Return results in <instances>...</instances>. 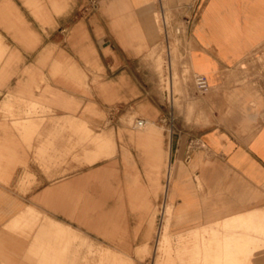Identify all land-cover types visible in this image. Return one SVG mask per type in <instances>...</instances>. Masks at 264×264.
<instances>
[{"label":"crops","instance_id":"0c3cea01","mask_svg":"<svg viewBox=\"0 0 264 264\" xmlns=\"http://www.w3.org/2000/svg\"><path fill=\"white\" fill-rule=\"evenodd\" d=\"M22 1L53 39L0 0V27L23 48L40 43L19 71L23 52L0 29V264H93L94 240L132 256L154 239L160 198V229L181 241L237 216L264 226V0L196 1L191 64L206 90L198 125L168 138L162 109L140 99L138 52L161 82L147 58L162 39L153 0H101L76 19L70 0ZM247 264H264V245Z\"/></svg>","mask_w":264,"mask_h":264},{"label":"rangeland","instance_id":"374dc122","mask_svg":"<svg viewBox=\"0 0 264 264\" xmlns=\"http://www.w3.org/2000/svg\"><path fill=\"white\" fill-rule=\"evenodd\" d=\"M14 1L18 5V8L22 12L30 28L38 34L40 38V42L43 41L44 37L46 40H52L53 39L52 34L45 31V28H47L48 25L41 24L32 15L30 9L23 3L22 0H14ZM70 4L74 5L75 7L74 9L75 13L72 15L76 19L77 17L88 15V13L100 9L101 0H70ZM163 5H165L164 7L166 10L178 9L177 13L173 17L178 21L184 22L188 26L187 32L185 33L184 41L188 40L189 37L188 33L191 31V23L192 20L194 19L193 13L196 10V3L194 4L192 0H167V1L165 0ZM69 8L70 6H67V8L64 10L62 14H65V12L69 11ZM153 9L157 11L161 10V4L158 0H153ZM54 17L58 21L60 15H54ZM0 29L3 28L0 27ZM1 34L6 44L10 45L11 47L21 48V51L23 52V59L22 62L20 63L21 70L19 71H22V69H24L26 65L30 64V62H33L36 59L37 50L40 43H38L36 47L31 50V49L23 48L19 43L15 42L11 34L8 33L6 30L4 33ZM161 36L163 37V33L161 34ZM173 43H174L173 45L174 47L172 48V51L175 52L173 53V59L175 60V62H177L178 59L180 58L179 57L180 54H178L177 46H180L182 43L181 40L180 39L177 40V38H174ZM189 45H190V49L192 50L194 47V41L191 40ZM145 52L146 50L144 49L143 51L137 53V59L141 62L142 70L143 73L145 74V79L143 80V87H145L146 91L148 92L147 94L145 91H143V95L141 96L140 99L142 101H146L147 103L156 106L158 109H162L157 118V122L159 125H162L164 127L165 136L168 138L169 131H171L172 133L175 130L177 124L179 123L184 122L185 124L191 126L198 125L199 122H191V120L192 121L196 120L198 93L195 92V83H193L194 80L192 81V73L191 71H189V68H187L186 71H183L182 75L177 70L179 79L177 80V82H175V86H174L175 91L180 94V97L177 100V105L181 109L183 108L185 109L186 107L189 111L187 117L189 121H187L186 119H184V115H182V113H180L176 107L170 106L167 97L168 92L165 91L163 82H160L158 76L153 73L145 57ZM164 54H165L164 46L161 41L159 46L154 47L151 53L149 54V56L147 57L148 60L152 62V64L155 66L156 70L160 74L162 72ZM262 56H263L262 59H260L259 57L257 58V62H259L261 65H264V54ZM47 61L46 63L42 64V67L45 66L44 69L49 68L48 65L49 61L48 62ZM195 68H199V67H196L195 65ZM248 70H249V75L262 73V72H258L256 69H252L250 66ZM40 71L43 70L40 69ZM243 72L245 73V71ZM181 76L183 80H185L184 84L183 82H181ZM42 82L45 81L42 80ZM241 82L244 83L245 80ZM223 85L225 87H229L228 81L227 83L223 82ZM199 89L204 90L205 88L199 87ZM188 90L192 92L194 96L192 97L191 100L185 99L184 96ZM50 112H51L50 110L45 111V109H41L40 112L35 113V115L38 114L47 115ZM17 116L19 117V114L15 115L14 117ZM137 117L142 118L141 115H137ZM105 120H108V118L105 117ZM196 143L197 141H193L191 147H193ZM162 202H163V198H160L158 204L155 206V208L157 207L159 211L161 210ZM159 211L155 213V217H154V231L152 233L154 235V239L151 240V245L149 244L145 245L137 249L134 255L128 256L109 248L108 246L112 245L111 242H102V241L94 240L95 242L94 252L92 256L93 264H247L250 261V259L253 257L254 253L264 245L260 243L262 236L259 238L260 240L258 241L259 244H257L258 234L256 235L257 237L253 235L254 233L256 234L257 232V231L254 232V229L253 231L244 229V231L239 232L238 230L239 229L241 230V228L237 227L234 224L233 226L232 224H230L227 227L225 223L228 218L223 221H219L216 222L215 224H212L211 226H209L208 229L195 230L193 232L195 237L186 239L184 241L175 239L174 238L175 235L171 236V234L168 231V228L166 227L161 232V238L158 240V243L156 244V240L160 235L159 232L164 219L163 215ZM174 232L176 231L172 230L171 233L174 234ZM200 232H202V234H199ZM252 232L254 233L251 234ZM227 234H230L234 237L237 236L238 238H240V240H238L237 243L233 241V245L236 244V247H230L228 249H224L220 247L219 240H221ZM250 236L256 237V239L251 238ZM210 237L212 238V240H208ZM139 242L140 241H132L130 242V244L134 246ZM212 249L214 250V253L209 252ZM258 257L261 256L259 255L256 256L254 260L259 259ZM224 258H226V260Z\"/></svg>","mask_w":264,"mask_h":264},{"label":"bare ground","instance_id":"6f19581e","mask_svg":"<svg viewBox=\"0 0 264 264\" xmlns=\"http://www.w3.org/2000/svg\"><path fill=\"white\" fill-rule=\"evenodd\" d=\"M158 1L161 4V10L160 11L156 10L155 17H156V22L160 28L161 34L163 33V37L161 36L162 37L161 41L163 43L164 53H165L164 54V61L162 64V72L160 74L161 82H163L165 91L168 92V95L167 94L166 95L168 97L170 106L177 108V107H179L177 105V100L180 97V94L175 91V87H174L175 82H177V80L179 79V75L177 73V70L182 75V72L186 71V69L189 68V71H191V73H192V81L194 80L193 83H195V92L198 93L197 98L199 96H202L203 92L206 89H204V90L199 89V87L201 85L202 78L198 77L197 74H195L193 69H192V64H191V51L192 50L190 49V45H189L191 42L192 35L190 32L188 33V35H189L188 40L184 41L185 33L187 32L188 26L184 22L178 21L177 19H175L173 17L177 13L178 9L177 10L176 9L166 10L164 7L165 5H163L165 0H158ZM192 1L195 4L197 0H192ZM174 38H177V40L180 39L181 43H182L180 46H177L178 54H180L179 55L180 58L178 59L177 62H175V60L173 59V53H175L172 51V48L174 47L173 46L174 45V43H173ZM176 53H177V51H176ZM263 54H264V52L260 53L258 55V57L260 59H262ZM192 60H193V57H192ZM193 63H194V61H193ZM176 64H177V66H176ZM263 66L264 65H261V67H263ZM195 69H196V71L199 70L198 68H195ZM181 82H183V84L185 83V80H183L182 76H181ZM202 83H203V81H202ZM184 96H185V99H187V100H191L192 97H194L192 92H190L189 90L186 92V94ZM133 125L136 126L137 128H142V127L146 126V121L143 119H136V120H134ZM150 132H152V131H150ZM159 133H161V132L159 131ZM165 203H167V202H165ZM230 224H232V226L234 224L237 227H240L241 230L239 229L238 230L239 232L244 231V229H248L250 231L251 230L253 231V229H254V232L257 231L258 233L256 232V234H255L254 232H252L251 234L254 233L253 234L254 236H256L258 234V238H260L264 234V226H262L261 224L256 225L255 219H252V218L246 219L244 216H237V217L228 218L226 220L225 225L228 227V225H230ZM227 227H226V229H227ZM162 231L163 230L160 229V232H159L160 235L156 240V244L158 243V240L161 238V232ZM239 234H241V233H239ZM256 237H251V238L256 239ZM238 240H240V238H238L237 236L234 237L230 234H227L221 240H219L220 241V247L224 248V249H228L230 247H236V244L233 245V241H235V243H237ZM155 251H154V254H155ZM226 251H228V250H226ZM224 259L226 260V258H224Z\"/></svg>","mask_w":264,"mask_h":264},{"label":"built area","instance_id":"2783aa9c","mask_svg":"<svg viewBox=\"0 0 264 264\" xmlns=\"http://www.w3.org/2000/svg\"><path fill=\"white\" fill-rule=\"evenodd\" d=\"M200 88H204V83H202V80H201ZM187 160H188V159H187Z\"/></svg>","mask_w":264,"mask_h":264}]
</instances>
